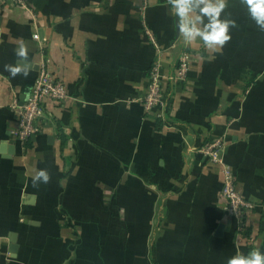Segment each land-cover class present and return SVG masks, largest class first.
<instances>
[{
  "label": "crops",
  "instance_id": "obj_1",
  "mask_svg": "<svg viewBox=\"0 0 264 264\" xmlns=\"http://www.w3.org/2000/svg\"><path fill=\"white\" fill-rule=\"evenodd\" d=\"M26 2L33 16L0 10V264H228L264 254V30L242 0H224L220 18L236 26L215 48L183 39L172 0H147L163 73L189 55L160 129L140 102L157 59L142 0ZM41 62L68 99L45 105L22 146L11 104ZM216 137L238 192L256 205L241 225L249 236L225 217L222 175L197 152Z\"/></svg>",
  "mask_w": 264,
  "mask_h": 264
},
{
  "label": "built area",
  "instance_id": "obj_2",
  "mask_svg": "<svg viewBox=\"0 0 264 264\" xmlns=\"http://www.w3.org/2000/svg\"><path fill=\"white\" fill-rule=\"evenodd\" d=\"M8 6H16L33 16L26 0H0V10ZM147 7V0H142L140 12L142 16ZM144 35L155 48L157 59L152 63L147 75V83L143 95L140 98L144 113L158 120L165 119L167 109V90L171 84H184L188 78L189 55L183 53L174 67L171 75H165L161 69L160 50L156 39L142 18ZM68 99L65 85L58 80L47 62H41L36 71V77L29 93L22 104L17 101L11 104V109L16 115L17 126L13 133L14 141L22 146L39 132L38 122L44 117L47 103H63ZM167 127V126H166ZM226 142L221 137L209 139L197 150L210 164L218 167L222 175L220 199L223 204L225 217L236 226L237 234L243 232L241 225L248 221L256 205L246 200L237 190L235 176L231 167L223 158Z\"/></svg>",
  "mask_w": 264,
  "mask_h": 264
},
{
  "label": "clouds",
  "instance_id": "obj_3",
  "mask_svg": "<svg viewBox=\"0 0 264 264\" xmlns=\"http://www.w3.org/2000/svg\"><path fill=\"white\" fill-rule=\"evenodd\" d=\"M242 2L247 8L249 17L261 30H264V0H242ZM225 6L224 0H172L180 35L186 42L199 39L208 48L223 47L231 39L230 27L236 26L234 21L220 18ZM25 55L26 50L21 44L19 56ZM19 71V68L12 69L13 74ZM40 177L47 180L43 171L37 178ZM228 264H264V254L257 250L248 256L238 255L230 258Z\"/></svg>",
  "mask_w": 264,
  "mask_h": 264
},
{
  "label": "trees",
  "instance_id": "obj_4",
  "mask_svg": "<svg viewBox=\"0 0 264 264\" xmlns=\"http://www.w3.org/2000/svg\"><path fill=\"white\" fill-rule=\"evenodd\" d=\"M150 68H151V66L149 67V69H148V71L150 70ZM147 75H148V72H147ZM169 88V87H168ZM167 93H168V91H167ZM166 93V94H167ZM169 108H170V102H169V100L167 101V109H166V113H165V118H166V115L168 114V112H169ZM156 124H157V127L160 129L161 128V126L163 127V128H165L166 126H167V123H165V119L164 120H158V119H156ZM62 140L64 141V139L62 138ZM209 139H207L206 141H208ZM205 141V142H206ZM236 227V226H235ZM235 231H236V228H235ZM242 234L244 235V236H249L250 235V232H249V230L248 229H245L244 230V228H243V232H242Z\"/></svg>",
  "mask_w": 264,
  "mask_h": 264
},
{
  "label": "water",
  "instance_id": "obj_5",
  "mask_svg": "<svg viewBox=\"0 0 264 264\" xmlns=\"http://www.w3.org/2000/svg\"><path fill=\"white\" fill-rule=\"evenodd\" d=\"M36 69V71H37V68H35ZM25 98V97H24ZM24 98H22V100H21V102H20V104H22V102H23V100H24ZM13 248V247H12ZM15 248V247H14Z\"/></svg>",
  "mask_w": 264,
  "mask_h": 264
}]
</instances>
